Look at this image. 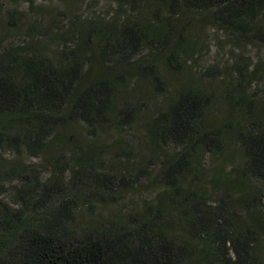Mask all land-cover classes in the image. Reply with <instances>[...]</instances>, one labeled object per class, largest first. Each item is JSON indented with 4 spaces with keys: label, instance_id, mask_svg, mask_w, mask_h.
<instances>
[{
    "label": "trees",
    "instance_id": "obj_1",
    "mask_svg": "<svg viewBox=\"0 0 264 264\" xmlns=\"http://www.w3.org/2000/svg\"><path fill=\"white\" fill-rule=\"evenodd\" d=\"M8 1L20 0H0V152L46 155L53 174L43 182L34 172L16 188L18 209L0 199V264H264V64L229 66L220 91V69L200 77L190 71L191 82L168 92L157 63L164 58L182 76L195 21L237 45L264 46V0H116L105 13L77 17L64 38L35 22L18 39L11 35L18 11L7 16ZM24 1L34 10V0ZM53 40L63 42L55 56L46 53ZM131 79L166 102L147 113ZM138 123L146 163L135 151L110 159V145L69 133L79 125L96 138L103 128L124 133ZM229 144L232 169L218 165L204 193L200 150L218 158ZM12 177L22 179L14 169L0 173V183ZM143 180L162 190L142 214L118 217L109 229L75 225L83 197L114 202Z\"/></svg>",
    "mask_w": 264,
    "mask_h": 264
},
{
    "label": "rangeland",
    "instance_id": "obj_2",
    "mask_svg": "<svg viewBox=\"0 0 264 264\" xmlns=\"http://www.w3.org/2000/svg\"><path fill=\"white\" fill-rule=\"evenodd\" d=\"M35 7L32 10L29 3L24 0L18 2L8 1L5 3L6 11L9 13L7 16L11 17L13 12L18 11L17 18L20 24L19 29L12 28L11 35L18 39V35L26 30V26L35 22H41V29L43 31H50V35L64 34L62 38L66 37L68 30H70L77 17L81 16L87 19L95 16L98 13H105L109 8L116 6V0H34ZM12 18V17H11ZM264 21V15L262 17ZM11 22V21H9ZM191 30L186 34L187 40L192 44V54H182L181 71L182 76L171 74L167 67V62L164 58L158 60L160 70L165 77L168 84V92L173 91V86H178L183 82H191V79L186 80L189 76L187 72H192L197 76H204L210 70L220 69V79L215 83L214 89L220 91L228 81L223 79L224 72L233 64L243 61H250L254 64L262 62L264 64V46L260 44L250 45L248 47L237 45L230 36L225 34L224 31L217 29L215 26L204 21H195ZM8 27V26H7ZM20 32V33H19ZM58 40L49 42L47 54L55 56L58 48L62 46ZM196 72H195V71ZM264 75V69L261 70ZM186 76V77H185ZM264 85V82H261ZM130 89L134 93L140 95V99L145 107L147 113H153L154 110L162 106L166 100L165 97L159 93H151L148 91L145 82L138 79L130 80ZM262 87V86H261ZM264 94V93H263ZM218 109H223L220 104ZM221 113V112H219ZM144 128L141 123L136 124L133 128L127 129L124 133H119L114 128H103L100 130L96 138L90 137L83 126H76L72 128L69 133L87 144L95 145H110L112 152L109 154L110 159L120 160L124 156L123 153L128 151H135L137 157L146 163L149 159L150 152L143 142ZM235 146L229 144L226 154L218 158H213L205 150H200L197 160H202L203 168L208 173L207 181L198 183L204 193L210 192V177L213 175L218 165L222 166L226 172L232 169L228 165L230 157L233 156ZM62 153V155L68 154ZM49 155H56V151H52ZM227 164V165H226ZM18 169L22 176L21 180L14 177L7 179L5 183H0V199L10 204L13 208H20L21 201L16 199L17 189H24L29 185L30 176L36 172L41 181H46L53 174L50 172V167L46 164V155L40 158L30 157L27 153L19 154L15 150H7L0 152V173H11L12 170ZM160 171V164L152 168L154 177ZM156 182V181H155ZM149 183L143 180V184L136 190L123 194L117 201L109 202L106 199L102 200L99 196L83 197L78 206L76 207V215L74 218L75 225L83 231H95L97 229H109L110 225L118 217L130 218L129 216L136 217L142 214L148 207L156 203L157 196L161 192V187L157 183ZM37 200V195L33 200ZM33 202V201H32ZM34 203V202H33ZM34 208V209H33ZM31 210V211H30ZM35 210L34 206H30L28 212V219L33 217Z\"/></svg>",
    "mask_w": 264,
    "mask_h": 264
}]
</instances>
